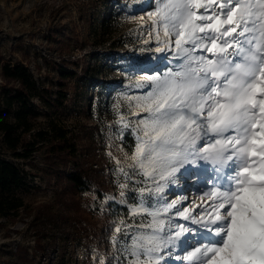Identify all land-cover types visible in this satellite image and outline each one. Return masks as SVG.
<instances>
[{
    "label": "rangeland",
    "instance_id": "1",
    "mask_svg": "<svg viewBox=\"0 0 264 264\" xmlns=\"http://www.w3.org/2000/svg\"><path fill=\"white\" fill-rule=\"evenodd\" d=\"M152 3L155 2L0 0V64L10 61L25 65L34 79L52 93L58 89L57 69L63 68L71 73L62 79L66 98L60 108L48 109L35 100L39 115L32 119L34 126L43 127L49 119L63 126L79 152L87 153L90 149L100 155L97 159H102L110 175L108 183L101 185L100 196L93 190L75 195L82 211L80 222L83 227L78 226L79 235L72 237L71 233L55 246H48L52 235L46 225H40L35 219L34 210L38 205L52 204L54 192L59 190V180L48 170L47 148L43 146L35 150L26 159L13 158L6 153L9 159L29 170L33 176L31 188L21 192L30 206L28 210L14 220L0 219V264H50L60 256L66 264H91L95 256H99L97 264H130L135 259L130 255L132 237L152 233L147 227L152 216L139 207L141 203L144 208L155 210L173 200H186L190 194L185 192L187 187L179 195L181 189L176 188V191L173 184L182 181L185 173L190 181L195 179L191 191H199L196 197L200 205L210 199L204 193L214 183L223 182L227 168L211 177L213 169L201 161L188 166L189 171L182 170L183 175L178 174L169 182L162 194H145L141 200L139 189H155L156 185L140 174L141 170L131 159L140 135L135 129L138 121L147 115L137 106V98L151 90V86L142 91L134 90L147 83L137 75L143 71L160 70L161 74L155 77H162L170 69L177 70L175 67L183 62L177 54H168L158 57L151 65L147 64L157 57V49H162L168 42H171L170 49L177 50L174 34L165 35L159 16L158 25H149L148 19H143L147 14L141 10ZM148 10L152 11L151 8ZM160 34L158 42L157 35ZM165 37L167 42L162 41ZM152 75L154 72L150 73ZM121 116L125 118L123 122ZM193 171L198 174L192 175ZM171 183L173 187L166 192ZM121 184L127 187L122 189ZM192 207L194 205L185 204L178 209L188 208L192 213ZM176 211L173 209L167 216H160V219L171 218L173 221L172 229L166 227L160 235L174 234L175 224H184L193 231L185 234L186 243L177 242L170 250L161 251L160 264H188L183 257L202 239L203 229L180 219ZM118 226L121 228L119 233L116 232ZM77 228H73V233L78 232ZM40 246L47 247L44 257L40 255ZM140 259L143 261L147 257L141 255Z\"/></svg>",
    "mask_w": 264,
    "mask_h": 264
},
{
    "label": "snow or ice",
    "instance_id": "2",
    "mask_svg": "<svg viewBox=\"0 0 264 264\" xmlns=\"http://www.w3.org/2000/svg\"><path fill=\"white\" fill-rule=\"evenodd\" d=\"M156 15L165 35L174 34L183 62L162 77H145L151 90L137 98L147 115L135 129L131 159L156 185L140 188L141 200L162 194L201 161L228 173L204 193L210 202L197 205L196 214L177 209L176 200L155 210L141 203L152 233L132 237L130 264H160L161 251L187 242L193 229L184 224L160 235L173 227L160 216L173 209L203 229L183 257L188 264H264V0H160Z\"/></svg>",
    "mask_w": 264,
    "mask_h": 264
},
{
    "label": "trees",
    "instance_id": "3",
    "mask_svg": "<svg viewBox=\"0 0 264 264\" xmlns=\"http://www.w3.org/2000/svg\"><path fill=\"white\" fill-rule=\"evenodd\" d=\"M57 70L58 89L52 93L34 79L25 65L10 61L0 64V219L14 220L28 210L30 206L22 198L21 192L31 188L33 176L29 170L9 159L6 153L13 158L26 159L45 146L50 161L48 170L59 180V190L54 192L53 203L34 208L35 219L40 225H46L52 235L48 246H55L71 233L72 237L79 235L82 211L77 206L75 195L93 190L100 196L101 185L108 183L110 176L102 159H97L100 155L90 149L87 153L79 152L63 126L52 119L43 127L34 126L32 119L39 115L35 100L54 110L60 108L66 98L62 79L68 78L71 73L63 68ZM130 140L133 143L132 137ZM74 227H78V232L73 233ZM38 248L44 257L47 247ZM98 257L95 256L91 264H97ZM63 260L60 256L50 264H66Z\"/></svg>",
    "mask_w": 264,
    "mask_h": 264
},
{
    "label": "bare ground",
    "instance_id": "4",
    "mask_svg": "<svg viewBox=\"0 0 264 264\" xmlns=\"http://www.w3.org/2000/svg\"><path fill=\"white\" fill-rule=\"evenodd\" d=\"M153 0H151V2H152ZM154 5L153 6H151L150 5V7H145V8H143L141 11L142 12H145L146 11V16L144 15V18L143 19H145L146 18V20L148 19V21L150 22L149 23V25H154V21H156V24L155 25H158L159 24V18H158V16L156 15V12H157V9H158V6H159V4H160V0H154ZM152 9V11L150 12V10H148V9ZM152 33H156L155 31L154 32H152ZM159 36H162L161 34L159 35ZM162 39V38H161ZM163 42H167V37H165L163 40H162ZM162 49H164V51H159V52H157V53H155V55L157 56L156 58H152V59H150L149 61H147L148 63V65H151V64H153L155 61H156V59L158 58V57H160V56H162V55H164V57L166 56V55H170V54H173V55H176L177 54V50H174V49H170V48H167L166 46L165 47H163ZM179 59H181V58H177V60H179ZM177 60H175V61H177ZM140 67V66H139ZM165 67H166V65H165ZM164 67V68H165ZM176 69H178V67L176 66L175 67ZM152 72H154V75H160L161 73H160V70H153V71H151V72H148V71H143V72H140V73H138V75H137V77L138 78H143V77H148V76H150V73H152ZM141 80H143V79H141ZM144 81V80H143ZM142 85V84H141ZM151 85L149 84V83H144V87L143 88H135L134 90L135 91H142V90H144L145 88H147V87H150ZM206 166H210L212 169H213V171H212V173H210V176L212 177L213 175H216L217 173H218V171L217 170H215L214 169V167H215V165H212V164H206V163H204ZM195 181V179H192V181H191V183L193 184V182ZM187 183V182H186ZM173 187V184L171 183V186L167 189V191L166 192H169V190L171 189ZM186 187V185H183L182 186V190L179 192V195H181V194H183L184 193V190L186 189L185 188ZM203 188V187H202ZM186 192V191H185ZM190 194H188V197H187V199L186 200H183V201H180L179 200V204L177 205V209L178 208H181L183 205H185V204H190V205H194V207H192L191 209H192V213L193 214H195L196 213V209H197V205H200L199 204V202L197 201V197H196V195H198V193H199V191L198 190H194V191H191V192H189ZM190 195H192V196H190ZM211 199V198H210ZM210 199H209V201H206L205 202V204L204 205H206L208 202H210ZM191 211V210H190ZM191 213V212H190ZM187 249H189V248H186V250ZM184 250V249H183ZM185 250V251H186Z\"/></svg>",
    "mask_w": 264,
    "mask_h": 264
}]
</instances>
